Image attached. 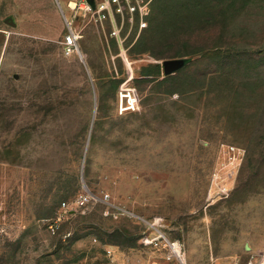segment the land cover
Masks as SVG:
<instances>
[{
  "label": "rangeland",
  "instance_id": "374dc122",
  "mask_svg": "<svg viewBox=\"0 0 264 264\" xmlns=\"http://www.w3.org/2000/svg\"><path fill=\"white\" fill-rule=\"evenodd\" d=\"M21 17L0 15V264H169L151 225L188 264L264 252V0H153L126 59L108 25L72 21L67 54L65 21Z\"/></svg>",
  "mask_w": 264,
  "mask_h": 264
},
{
  "label": "built area",
  "instance_id": "2783aa9c",
  "mask_svg": "<svg viewBox=\"0 0 264 264\" xmlns=\"http://www.w3.org/2000/svg\"><path fill=\"white\" fill-rule=\"evenodd\" d=\"M153 0H68L67 6L72 11L71 18L64 15L66 31L61 40L65 53H71L78 49L80 30L71 24L72 21L87 20L100 25H108V36L114 38L120 49V55L126 57L124 45L125 36L122 35L124 23L128 21L130 27L141 30L147 25L148 15ZM126 59V58H125ZM130 77L125 79L118 90V111H134L138 106V97L135 89L128 85ZM108 195L97 198L88 191L80 193L72 202L74 208H85L97 201L107 203ZM61 205L69 207L67 201H61ZM150 245L162 251L163 258L169 264H188L185 259V251L182 243L174 238L167 237L158 227L151 225L147 236ZM229 261V260H227ZM228 264H237L235 260ZM246 264H264V252L252 254Z\"/></svg>",
  "mask_w": 264,
  "mask_h": 264
},
{
  "label": "crops",
  "instance_id": "0c3cea01",
  "mask_svg": "<svg viewBox=\"0 0 264 264\" xmlns=\"http://www.w3.org/2000/svg\"><path fill=\"white\" fill-rule=\"evenodd\" d=\"M67 1L68 0H66L65 5L69 9ZM36 6L44 7V9L37 12L33 10V7ZM2 11H4L6 15L16 12L18 15L22 16L21 20L24 21H32L37 15L42 16L43 21H50L57 18H61L64 21V15H66L60 0H0V15ZM11 18L12 17L9 16L6 20L10 19L14 21Z\"/></svg>",
  "mask_w": 264,
  "mask_h": 264
},
{
  "label": "water",
  "instance_id": "95a60500",
  "mask_svg": "<svg viewBox=\"0 0 264 264\" xmlns=\"http://www.w3.org/2000/svg\"><path fill=\"white\" fill-rule=\"evenodd\" d=\"M91 1V0H90ZM189 61L188 57H171L162 60V70L165 75L173 74Z\"/></svg>",
  "mask_w": 264,
  "mask_h": 264
},
{
  "label": "trees",
  "instance_id": "16d2710c",
  "mask_svg": "<svg viewBox=\"0 0 264 264\" xmlns=\"http://www.w3.org/2000/svg\"><path fill=\"white\" fill-rule=\"evenodd\" d=\"M155 66H158L157 64ZM64 201V200H63Z\"/></svg>",
  "mask_w": 264,
  "mask_h": 264
}]
</instances>
